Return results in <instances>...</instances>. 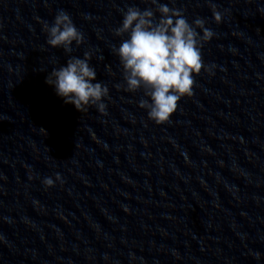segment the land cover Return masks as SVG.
<instances>
[{"label":"clouds","instance_id":"clouds-1","mask_svg":"<svg viewBox=\"0 0 264 264\" xmlns=\"http://www.w3.org/2000/svg\"><path fill=\"white\" fill-rule=\"evenodd\" d=\"M145 3L153 7L141 10L129 6L122 10V23L114 29L115 36L127 37L118 47H112L119 58L124 81L115 87L129 93L143 90L147 99H141L139 107L147 110L149 120L162 125L177 111L178 102L183 97L193 95L194 77L202 70L212 74L215 65H205L202 48L216 34L206 27L204 18L197 17L190 23L183 9L169 7L159 0H145ZM207 3L215 23L220 24L224 13L212 0H207ZM258 11L264 15V7ZM41 23L47 36L46 43L52 48H63L65 53H71L73 42L77 46L84 43L83 33L62 9L57 11L51 25L45 21ZM197 29L202 31V35ZM91 59V51L84 52L83 58L70 57L66 65L52 69L45 83L54 87L64 103L74 105L78 111H87L89 106H95L106 114L107 105L103 100L108 97L109 88L103 82L93 83L97 73L89 63ZM55 180L63 182L58 173ZM42 183L50 188L55 181L46 177ZM254 255L256 259L260 258L259 253Z\"/></svg>","mask_w":264,"mask_h":264}]
</instances>
